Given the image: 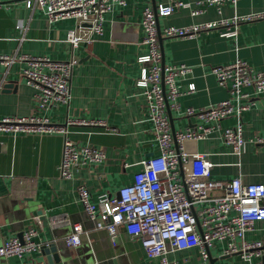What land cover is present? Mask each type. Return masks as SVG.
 <instances>
[{
  "label": "crops",
  "instance_id": "0c3cea01",
  "mask_svg": "<svg viewBox=\"0 0 264 264\" xmlns=\"http://www.w3.org/2000/svg\"><path fill=\"white\" fill-rule=\"evenodd\" d=\"M181 1L189 6L157 16L160 33L167 26L219 21L264 7V0ZM168 2L128 0L124 6L114 5L104 16L103 34L93 43H82L73 49L65 38L67 31L77 26L74 19L52 22L38 7H26L24 0H0V54L77 59L70 77L68 103H57L37 113L55 123L75 118L102 119L110 127L105 131L100 126L68 125L67 136L73 142L101 147L106 153V161L96 169H74L70 178L58 173L62 133L0 132V244L33 226L37 229L34 237L37 242L43 245L60 242L64 251L60 260H55L51 252L33 253L36 264H159L157 258H146L139 238L129 234L124 226L117 227L114 239L106 229L97 228L78 201L77 187L84 184L94 198L103 191L113 193L132 181L141 167L137 163L140 159L158 153L152 124L145 120L142 90L136 84L140 71L137 57L147 52V46L141 43L144 7ZM237 28L235 36H222L214 29L195 37H159L161 63L192 67L189 74L176 81L183 91L176 97L179 107L166 110L174 129L202 123L195 116L187 117L186 108L199 109L228 98V90L208 71L209 65L240 58L255 71L264 70V18L241 22ZM24 66L18 61L9 65L0 63V117L28 116L35 111V89L20 73ZM191 82L195 90L187 92ZM4 83H10V87H4ZM242 119L247 143L240 156L222 141L217 129L206 138L186 141L184 147L189 152L207 154L213 163L214 179L225 182L240 176L243 183H264V142L255 140L257 136L264 137L261 97H251V106L243 112ZM234 124L235 117L229 116L219 125L224 128ZM125 162L131 165L124 167ZM41 215L46 218V226L42 225ZM62 216L66 222L50 225L52 217ZM74 223L81 226L80 242L68 246L65 237ZM245 238L264 241V219L255 221ZM223 246L218 243L210 248V264H258L257 258L248 262L239 254H223ZM167 256L177 264H200L197 247L171 251ZM21 262L22 258L17 256L0 257V264Z\"/></svg>",
  "mask_w": 264,
  "mask_h": 264
},
{
  "label": "built area",
  "instance_id": "2783aa9c",
  "mask_svg": "<svg viewBox=\"0 0 264 264\" xmlns=\"http://www.w3.org/2000/svg\"><path fill=\"white\" fill-rule=\"evenodd\" d=\"M28 8L38 7L49 21L72 18L77 26L66 33L65 40L74 49L80 44H91L103 34L104 16L114 5L124 6L128 0H24ZM225 0H208L221 3ZM235 2L236 0H230ZM189 6L181 0H169L157 7L145 6L141 19V43L147 52L137 57L139 75L136 84L144 97L146 117L152 124V134L158 153L140 159L141 165L130 183L118 187L113 193L103 191L95 198L84 184L77 187L78 201L95 222L97 228L106 229L112 239L117 227L124 226L136 235L147 259L157 258L159 264H177L168 258L171 251L197 247L200 264H210V248L223 244V254H239L250 262L258 259L264 264V241H248L245 233L253 223L264 219V183H243L240 176L228 181L211 176L213 163L207 154L185 149L186 141H197L209 136L215 129L222 141L240 156L247 140L243 136V112L250 108L251 97L264 101V70L255 71L246 61L236 58L230 63L208 66L219 85L228 90V98L218 103L195 109H185L187 117L195 116L202 123L184 129H172L166 110L178 108L176 97L183 91L177 78L192 71L187 64L161 63L159 37H195L202 31L219 30L222 36H235L241 22L264 18L263 9L246 14H234L228 19L186 26H167L160 33L158 15H169L174 9ZM193 12H196L195 10ZM25 63L20 73L35 89V111L28 116L0 117V132H33L64 135L62 158L58 173L70 178L74 169L94 168L106 161L105 149L89 144H77L68 136V125L110 127L102 119H67L65 123L51 122L37 112L57 103L67 104L70 99V77L77 59L66 60L27 53L0 54V63ZM249 88L250 90H246ZM195 90L188 84L187 92ZM235 117V124L221 128L220 121ZM264 142V137H255ZM131 165L124 163V167ZM220 191L219 193H213ZM66 222L65 217H52L50 225ZM81 226L72 224L65 237L68 246L79 244ZM37 229L28 227L21 239L11 236L0 244V257L17 256L21 264H36L33 253L39 254L42 243L34 237ZM97 264V263H90ZM147 264V263H142Z\"/></svg>",
  "mask_w": 264,
  "mask_h": 264
},
{
  "label": "water",
  "instance_id": "95a60500",
  "mask_svg": "<svg viewBox=\"0 0 264 264\" xmlns=\"http://www.w3.org/2000/svg\"><path fill=\"white\" fill-rule=\"evenodd\" d=\"M162 63H163V61H162ZM1 76H2V73H0V78H1ZM3 76H5V75H3ZM4 87H10V83H4ZM169 120H170V123H171V127L174 130L171 116H170ZM39 214H41V213H39ZM40 220L42 221V225H45V226L47 225V221H46V218L44 216L41 215L40 216ZM17 236L21 239L22 233L21 232L18 233ZM41 252H43L45 254H49V252H51L52 253V257L55 260H60L61 259V255H62L61 253L64 254L63 245L60 242H52V243H47V244L42 245ZM66 264H67V262H66Z\"/></svg>",
  "mask_w": 264,
  "mask_h": 264
}]
</instances>
